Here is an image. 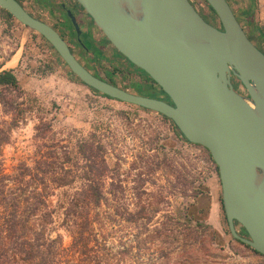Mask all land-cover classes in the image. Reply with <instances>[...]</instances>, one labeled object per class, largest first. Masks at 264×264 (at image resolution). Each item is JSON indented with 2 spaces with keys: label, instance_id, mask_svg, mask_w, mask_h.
I'll use <instances>...</instances> for the list:
<instances>
[{
  "label": "rangeland",
  "instance_id": "rangeland-1",
  "mask_svg": "<svg viewBox=\"0 0 264 264\" xmlns=\"http://www.w3.org/2000/svg\"><path fill=\"white\" fill-rule=\"evenodd\" d=\"M19 1L53 23L43 4L47 0ZM193 2L200 13L209 10L204 0ZM228 2L243 19L248 1ZM210 22L220 26L215 15ZM252 38L264 49V42ZM72 49L93 68L79 46ZM103 65L129 91L139 77L122 69L144 76L121 54ZM8 69L16 71L19 88L2 90L8 104L0 103V126L16 125L0 148V175L12 188L8 178L20 163L38 166L48 183L50 237L59 236L63 246L71 243L65 209L79 191L91 192L97 185L100 203L87 202L98 245L89 264H264V255L232 238L219 177L201 146L179 139L161 114L73 80L43 36L0 8V70ZM54 177L61 180L53 182Z\"/></svg>",
  "mask_w": 264,
  "mask_h": 264
},
{
  "label": "water",
  "instance_id": "water-1",
  "mask_svg": "<svg viewBox=\"0 0 264 264\" xmlns=\"http://www.w3.org/2000/svg\"><path fill=\"white\" fill-rule=\"evenodd\" d=\"M75 1L167 99L128 91L91 72L60 33L19 0H0V8L43 36L83 84L164 115L187 141L206 148L218 169L230 234L264 255V52L228 0H206L220 26L190 0Z\"/></svg>",
  "mask_w": 264,
  "mask_h": 264
},
{
  "label": "trees",
  "instance_id": "trees-1",
  "mask_svg": "<svg viewBox=\"0 0 264 264\" xmlns=\"http://www.w3.org/2000/svg\"><path fill=\"white\" fill-rule=\"evenodd\" d=\"M190 1L194 4L193 0ZM204 1L206 2V0ZM247 1L246 6L241 10L243 19L240 20L236 12L234 13L251 40L253 39L252 35H255L259 41L264 42V29L258 27L254 20L256 0ZM57 6L61 9L64 8L62 3L54 5V7ZM206 6L209 10L203 13L202 16L210 22V17L217 15L207 2ZM2 10L5 11L8 17H12L5 9ZM78 38L81 43L74 44L90 56L93 71L97 76H100L101 73L99 72L105 69L103 63H112L118 52L114 49H108L102 43H92L86 37L80 38L78 36ZM254 43L264 52V49L258 43ZM53 50L56 52L54 48ZM57 56L60 58L58 54ZM68 72L73 80L82 83L69 69ZM104 79H107L105 75ZM108 80L112 82V80ZM10 88L14 90L19 88L17 76L11 69L0 70V103L3 106L8 103L5 97L2 96V90ZM162 116L171 122L179 139L201 146L187 141L173 121L164 115ZM15 125L14 122H9L5 126H0V148L2 144L9 141L10 131ZM201 147L207 152L218 175L217 166L209 151L203 146ZM37 169L38 166L33 168L25 163H20L16 169V174L8 178L14 182V186L9 187L10 189L6 188L7 185L4 182L7 177L0 175V264H89L90 259L94 260L92 252L98 249V245L95 244L97 237L92 225L95 219L90 214L92 205H87V202L100 203L102 199L101 192L97 189V185H93L94 188L91 192L79 191L77 197L70 200V205L64 212V223L71 230L72 239L68 246H63L59 236L53 238L46 233V225L52 222V213L48 209L46 201L48 183L46 176L40 175ZM43 172L41 171V173ZM51 180L58 183L61 179L54 177ZM95 183L98 182L95 181ZM232 238L258 253L239 239L233 236Z\"/></svg>",
  "mask_w": 264,
  "mask_h": 264
},
{
  "label": "flooded vegetation",
  "instance_id": "flooded-vegetation-1",
  "mask_svg": "<svg viewBox=\"0 0 264 264\" xmlns=\"http://www.w3.org/2000/svg\"><path fill=\"white\" fill-rule=\"evenodd\" d=\"M58 3H62L64 8L61 9L58 6L54 7V5H56ZM43 4L45 5V7L47 9L48 15L50 17H52V19H53V23L52 24L49 23V24L52 25L60 33V35L67 41V43L69 44V46L71 48H72V46H76L74 43H81V42H79L80 39L78 38V36L80 38L86 37V39L88 38V40H91L92 43H102L103 45L106 42L110 43L102 32H101V35H100V33H98L99 31L94 28V26H96V25L94 24L91 17L84 11V9L75 0H47L45 2L43 1ZM68 10L73 14V16L75 18V22L72 20V16L68 14ZM200 14L202 15V13H200ZM33 16L47 22V20L41 16H36V15H33ZM80 20L81 21L83 20L86 27H84V28L82 27ZM89 21H92L94 25H89ZM75 23H77L78 29H76ZM92 29L94 31V34H92L93 33ZM116 57H117V54H116ZM116 57L114 58V60H116ZM89 60L91 62L90 56H89ZM84 65L91 72H93L95 74V72L93 71V68L91 69L86 64H84ZM121 67H122V65H121ZM122 70L126 73H133V75L135 74L139 77V81L137 82V85L135 84L133 86L134 89L132 91L134 93H139V94H144V95H149V96L167 99V97L164 95L161 88L145 72L142 71L144 73V76H142L141 74H137L134 71L132 72L130 70H124V69H122ZM106 71L107 70L104 69V71L102 73L99 72V73H101L100 76H102L103 79H104V75H105V77L107 78L105 80L110 79V80H112L113 84H116V85L120 86L121 88L128 90L127 87H124V86L118 84L117 80L114 79V77L111 75V73L106 72ZM231 80H232L234 87L236 88L237 87L236 78L232 77Z\"/></svg>",
  "mask_w": 264,
  "mask_h": 264
},
{
  "label": "crops",
  "instance_id": "crops-1",
  "mask_svg": "<svg viewBox=\"0 0 264 264\" xmlns=\"http://www.w3.org/2000/svg\"><path fill=\"white\" fill-rule=\"evenodd\" d=\"M254 20L258 25V27L264 29V0H256V8L254 10ZM13 72L16 75V71L13 70Z\"/></svg>",
  "mask_w": 264,
  "mask_h": 264
},
{
  "label": "bare ground",
  "instance_id": "bare-ground-1",
  "mask_svg": "<svg viewBox=\"0 0 264 264\" xmlns=\"http://www.w3.org/2000/svg\"><path fill=\"white\" fill-rule=\"evenodd\" d=\"M15 62V58H13L11 61H10V64L14 63Z\"/></svg>",
  "mask_w": 264,
  "mask_h": 264
},
{
  "label": "built area",
  "instance_id": "built-area-1",
  "mask_svg": "<svg viewBox=\"0 0 264 264\" xmlns=\"http://www.w3.org/2000/svg\"><path fill=\"white\" fill-rule=\"evenodd\" d=\"M237 86H238V84H237ZM240 91L244 92V90H243V89H240Z\"/></svg>",
  "mask_w": 264,
  "mask_h": 264
}]
</instances>
